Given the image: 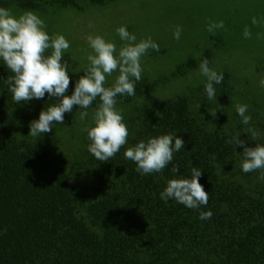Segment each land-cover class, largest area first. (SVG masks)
I'll return each instance as SVG.
<instances>
[{
  "label": "trees",
  "instance_id": "obj_1",
  "mask_svg": "<svg viewBox=\"0 0 264 264\" xmlns=\"http://www.w3.org/2000/svg\"><path fill=\"white\" fill-rule=\"evenodd\" d=\"M110 1L0 0V7L82 10ZM202 58L212 60L209 52ZM195 66L188 61L177 72ZM68 72L70 96L75 84ZM221 73L224 80L215 85L212 101L206 81L185 94L145 98L155 81L141 78L135 96L117 97L128 143L101 162L88 152L91 141L82 131L93 126L99 98L88 109L74 105L63 124L32 137L31 122L59 98L46 93L15 103L6 83L14 74L0 59V264H264V179L260 170L244 173L243 147L227 143L240 133L247 147L264 144V90L246 99L252 84L241 86L236 75ZM236 104L248 106L250 124L241 122ZM81 111L89 113L84 121ZM250 127L259 133L257 140L246 133ZM168 133L185 145L163 171L141 175L125 159L128 147ZM173 164L179 165L177 174ZM193 167L202 170L207 206L189 209L174 199L163 201L168 180L190 178ZM209 210L211 219L198 218Z\"/></svg>",
  "mask_w": 264,
  "mask_h": 264
},
{
  "label": "clouds",
  "instance_id": "obj_2",
  "mask_svg": "<svg viewBox=\"0 0 264 264\" xmlns=\"http://www.w3.org/2000/svg\"><path fill=\"white\" fill-rule=\"evenodd\" d=\"M251 22L254 26L261 23L256 17ZM45 28V21L34 11H24L17 16L10 9L0 7V59L14 74L6 80L13 101L20 104L33 98L43 99L46 93L59 98L58 103L42 110L39 119L31 122L29 135L38 138L41 134L51 132L54 123L63 124L64 114L71 112L74 105L88 109L99 98L100 103L92 114L93 126H85L82 131L87 132L91 141L88 152L98 161H109L128 143L129 132L123 115L116 108L117 97L136 95V82L141 80L143 72L141 58L149 49L159 53L160 45L151 37L137 42L136 35L123 25L116 29L120 40L124 42L118 53L114 42L101 35H88L86 39L92 52L86 57L88 64L83 70L85 75L80 76L73 93L68 96L65 93L71 81L68 63L62 62V58L70 48V43L62 34L50 36ZM218 29H225L222 20L207 22L209 33ZM181 32L182 27L177 25L173 32L174 39L178 41ZM243 35L251 38V30L245 27ZM48 50L51 52L46 55ZM199 71L206 77L204 91L207 99L216 100L215 85L222 83L223 74L209 67L207 58L200 62ZM116 72L118 75L113 83L106 87L107 77ZM260 84L264 87V79L260 80ZM235 108L241 122L250 124L252 117L247 114L248 106L236 104ZM210 114L215 118L216 109L211 110ZM88 116V111H81L79 119L84 121ZM246 133L250 134L252 140L259 137V133L251 127ZM239 137L240 133H237L227 143L243 147L242 171L249 173L260 170V179H264V144L247 147ZM184 145L182 138L168 133L139 141L125 150L124 157L136 164V170L141 175L159 173L173 161L174 153L183 149ZM171 171L177 174L179 165L173 164ZM201 175L202 170L193 167L190 178L169 179L160 198L165 202L174 199L189 209L206 207L209 193L199 182ZM212 216L211 210L201 211L198 218L208 220Z\"/></svg>",
  "mask_w": 264,
  "mask_h": 264
},
{
  "label": "rangeland",
  "instance_id": "obj_3",
  "mask_svg": "<svg viewBox=\"0 0 264 264\" xmlns=\"http://www.w3.org/2000/svg\"><path fill=\"white\" fill-rule=\"evenodd\" d=\"M8 9L17 16L28 11ZM30 11L45 21L50 36L59 33L69 41L70 48L62 62L68 63L74 84L85 75L86 57L92 52L87 36L101 35L114 42L118 53L124 42L116 29L123 25L136 35L137 42L151 37L161 48L159 53L149 49L141 58L142 78L155 81L152 89L143 94L145 98L185 94L205 82L206 77L199 71L203 52L211 54L209 67L218 73L227 70L236 75L241 86L245 81L252 84L246 99L264 90L260 84L264 79V0H112L86 5L82 10L44 5ZM253 17L261 23L252 25ZM209 20H222L225 29L209 33ZM177 25L182 27L178 41L173 36ZM245 27L251 30V38L244 37ZM188 61H195L196 66L178 73V66ZM117 75L118 72L107 77L105 86L111 85ZM242 91L246 97V90Z\"/></svg>",
  "mask_w": 264,
  "mask_h": 264
}]
</instances>
